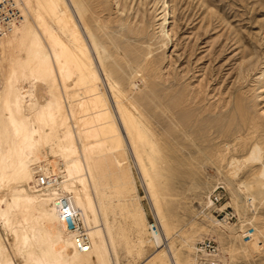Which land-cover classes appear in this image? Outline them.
Instances as JSON below:
<instances>
[{
	"label": "rangeland",
	"instance_id": "374dc122",
	"mask_svg": "<svg viewBox=\"0 0 264 264\" xmlns=\"http://www.w3.org/2000/svg\"><path fill=\"white\" fill-rule=\"evenodd\" d=\"M86 2L106 26L97 30L106 38V59L98 61L91 50V67L110 98L133 110L152 144L146 155L154 162L150 166L144 154L141 172L127 147L126 170L92 185L108 210L100 212V223L112 264H163L172 256L198 264L204 238L219 242L227 264H264V193L252 178L261 166L244 160L258 145L264 162V0ZM50 24L60 31L55 21ZM84 89L70 94L67 104ZM77 143L85 144L80 138ZM113 154L119 164L118 152ZM55 159L47 145L40 162L30 161L34 178L23 185L29 193L40 194L32 186L36 164L65 170ZM250 181L253 187L246 192ZM218 191L223 197L215 209L210 199ZM224 209L234 214L232 224L217 216L216 210ZM154 224L159 233L168 230L172 253L155 245ZM246 229L254 231L252 239L244 236Z\"/></svg>",
	"mask_w": 264,
	"mask_h": 264
},
{
	"label": "bare ground",
	"instance_id": "6f19581e",
	"mask_svg": "<svg viewBox=\"0 0 264 264\" xmlns=\"http://www.w3.org/2000/svg\"><path fill=\"white\" fill-rule=\"evenodd\" d=\"M15 1L21 17L0 35V225L6 235L2 236L0 226V264H17L18 260L22 264H112L100 223V212L107 210L104 197L100 190L94 192L92 185L99 177L126 170L127 147L137 168L144 172V154L152 144L133 110L120 98H110L102 79L91 67V50L100 62L107 55L105 37L97 32L102 33L106 26L94 18L95 7L90 8L86 0ZM51 21L58 24L60 31L51 28ZM27 83L30 89L23 85ZM82 87L85 89L80 97L68 105L70 94ZM41 88L46 89V94L39 93ZM79 105L84 107L80 109ZM78 138L85 142L82 147ZM47 145L57 158L55 162L65 164V180V170L50 162L36 164V172L46 165L53 166L55 172L60 169L59 186L73 195L74 206L80 209L91 236L88 251L76 249L72 233L52 202L54 188L43 192L35 189L40 193L37 194L23 187L34 178L30 161L40 162ZM114 151L118 152L119 164L114 160ZM262 152L257 145L244 160L261 166L252 178L264 193ZM146 156L150 166H154L152 158ZM244 186L247 192L253 183ZM156 216L160 220L158 213ZM154 225L155 245L159 250L166 247L167 254L172 253V246L166 242L168 230L165 232L161 225L163 231L159 233L160 227L156 230ZM223 230L226 231L224 227ZM220 256L227 264L221 249ZM188 261L196 264L195 259ZM163 264L182 262L172 256Z\"/></svg>",
	"mask_w": 264,
	"mask_h": 264
},
{
	"label": "built area",
	"instance_id": "2783aa9c",
	"mask_svg": "<svg viewBox=\"0 0 264 264\" xmlns=\"http://www.w3.org/2000/svg\"><path fill=\"white\" fill-rule=\"evenodd\" d=\"M21 17L19 6L15 0H0V35L10 30L14 23L18 22ZM36 172L35 181L32 182L34 189H42L43 191L53 189L52 202L58 208L62 222L69 232L72 233L73 242L79 251H88L92 246L91 236L85 227L81 213L74 206L72 194L65 192L59 186L62 177L61 173L54 171V167L46 165ZM223 187H218L221 190ZM216 191V190H215ZM222 194L214 192L211 194L210 201L214 204L215 209H219L217 204L222 200ZM214 209V208H213ZM216 214L221 218L222 222L231 223L234 220V214L229 209L216 210ZM157 230V226L154 225ZM254 231L246 229L244 236L253 238ZM198 264H224L220 256V248L218 242L213 238H204L197 247Z\"/></svg>",
	"mask_w": 264,
	"mask_h": 264
}]
</instances>
